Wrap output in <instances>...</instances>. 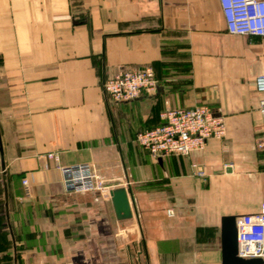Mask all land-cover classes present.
Masks as SVG:
<instances>
[{
  "label": "crops",
  "instance_id": "0c3cea01",
  "mask_svg": "<svg viewBox=\"0 0 264 264\" xmlns=\"http://www.w3.org/2000/svg\"><path fill=\"white\" fill-rule=\"evenodd\" d=\"M146 67L153 94L105 98L106 80ZM261 74L264 38L228 34L218 0H0L9 219L34 233L20 264H221L222 218L264 211ZM195 105L221 110L223 139L163 158L135 142L166 107ZM47 153L90 164L106 191L65 193ZM120 189L128 217L111 203Z\"/></svg>",
  "mask_w": 264,
  "mask_h": 264
},
{
  "label": "built area",
  "instance_id": "2783aa9c",
  "mask_svg": "<svg viewBox=\"0 0 264 264\" xmlns=\"http://www.w3.org/2000/svg\"><path fill=\"white\" fill-rule=\"evenodd\" d=\"M225 29L233 36L264 38V0H218ZM158 86L151 68L120 70L102 85V91L111 103L133 101L141 94H153ZM255 91L261 95L258 111L264 116V74L254 80ZM160 124L139 131L135 142L153 158L171 156L189 157L205 149L210 140H221L226 125L221 110L195 105L187 108L166 107L159 115ZM260 147L264 148V141ZM44 169L55 163L63 191L72 194H102L106 186L93 166L78 163L61 166L55 153L43 156ZM193 175L202 178L203 169L191 164ZM27 186V180H22ZM169 212V211H168ZM237 256L241 259H260L264 264V211L244 214L236 219Z\"/></svg>",
  "mask_w": 264,
  "mask_h": 264
},
{
  "label": "water",
  "instance_id": "95a60500",
  "mask_svg": "<svg viewBox=\"0 0 264 264\" xmlns=\"http://www.w3.org/2000/svg\"><path fill=\"white\" fill-rule=\"evenodd\" d=\"M4 153L0 135V182L2 188L3 208L6 226L11 240L13 264L17 263L15 239L9 219L8 188ZM111 203L117 215L130 216V206L125 190L111 192ZM221 264H262L260 259H241L237 256L236 217H223L221 220Z\"/></svg>",
  "mask_w": 264,
  "mask_h": 264
},
{
  "label": "rangeland",
  "instance_id": "374dc122",
  "mask_svg": "<svg viewBox=\"0 0 264 264\" xmlns=\"http://www.w3.org/2000/svg\"><path fill=\"white\" fill-rule=\"evenodd\" d=\"M18 201L20 202V200ZM10 223L16 245V259H17L16 264H20V256L24 252V250H26L24 241L28 240L30 236L34 235V233H29L24 229L23 219L22 218L20 219V217L18 216L13 215V222L10 220ZM0 264H13L11 240L8 233V228L6 226L4 211H3L1 182H0Z\"/></svg>",
  "mask_w": 264,
  "mask_h": 264
},
{
  "label": "trees",
  "instance_id": "16d2710c",
  "mask_svg": "<svg viewBox=\"0 0 264 264\" xmlns=\"http://www.w3.org/2000/svg\"><path fill=\"white\" fill-rule=\"evenodd\" d=\"M1 190H2V188H1ZM3 199V198H2ZM3 211H4V208H3Z\"/></svg>",
  "mask_w": 264,
  "mask_h": 264
}]
</instances>
